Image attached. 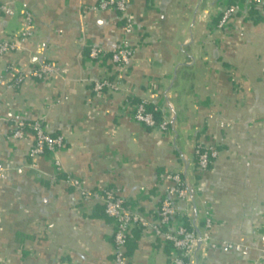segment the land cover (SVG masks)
<instances>
[{
  "label": "crops",
  "instance_id": "obj_1",
  "mask_svg": "<svg viewBox=\"0 0 264 264\" xmlns=\"http://www.w3.org/2000/svg\"><path fill=\"white\" fill-rule=\"evenodd\" d=\"M101 1L0 0L14 10L0 17V42L22 34L25 11L34 19L28 50L0 54V264H117L114 220L95 194L111 189L153 218L175 173L189 186L179 201L186 223L212 220L195 263L264 264V15L246 17L243 0H127L128 30ZM236 3L229 29L217 27ZM123 38L131 65L118 92L97 95L93 80L119 73L90 49L108 55ZM48 62V78L30 75ZM139 101L168 129L137 122ZM17 119L43 120L64 147L29 158L33 133L14 138ZM197 143L220 150L206 171ZM126 255L128 264H169L173 253L134 228Z\"/></svg>",
  "mask_w": 264,
  "mask_h": 264
},
{
  "label": "built area",
  "instance_id": "obj_2",
  "mask_svg": "<svg viewBox=\"0 0 264 264\" xmlns=\"http://www.w3.org/2000/svg\"><path fill=\"white\" fill-rule=\"evenodd\" d=\"M243 2L247 9L246 17L253 18L258 15H264V0H243ZM97 8L116 10L125 20L128 30L133 26V20L127 12V0H102ZM237 11H239L238 3L227 4L222 9L217 27L229 29V26L232 24V18ZM13 14L14 10L9 4L0 3V17L11 16ZM22 21L25 24V30L18 38L12 41H1L0 54L15 49L28 50L27 43L34 33L32 14L25 11L22 14ZM134 52V47L128 38H123L108 55L103 48L93 47L90 49L89 57L92 60L104 61L109 56L110 61L115 65L119 73L114 78L106 74L94 79L92 89L95 94L102 95L107 92L116 93L119 91L121 74L122 72H126L131 65ZM55 70L56 66L52 63H39L30 72V75L37 79H46ZM21 79L22 76L18 77L9 87L18 85ZM132 110V115L137 122L149 127H159L163 130L168 129L169 121L162 119L157 122L152 112L147 110L144 103L133 105ZM29 132H32L34 137L33 144L28 152L29 158L34 159L44 154L55 155L65 145L64 137L50 134L43 120H15L12 130L14 138H23ZM219 154L220 150L216 144L197 143L194 147V156L198 170H208ZM4 176L5 174L2 172L1 177L4 178ZM168 178L173 181V184L169 188L168 193L161 199L153 218L140 210L136 204L127 203L123 197L111 189H104L95 194L101 200L105 214L114 220L113 254L114 261L117 264H128L126 245L132 238L134 228H141L144 231L153 233L155 238H158L171 249L173 256L169 264H196L194 260L197 253L210 240L212 220L207 217L201 225L192 222L186 223L179 207V201L188 196V183L178 173L170 174ZM67 182L71 186L81 188L80 182L74 178H68ZM82 193L86 196L93 195V193L85 190H82ZM229 247L233 248L234 246L230 245Z\"/></svg>",
  "mask_w": 264,
  "mask_h": 264
},
{
  "label": "trees",
  "instance_id": "obj_3",
  "mask_svg": "<svg viewBox=\"0 0 264 264\" xmlns=\"http://www.w3.org/2000/svg\"><path fill=\"white\" fill-rule=\"evenodd\" d=\"M138 103H144V105L146 106L147 110L152 112V114L154 115L155 119L157 120V122H159L161 120L160 116L158 115V113L153 109L152 106H150L149 104H146L145 102L139 101Z\"/></svg>",
  "mask_w": 264,
  "mask_h": 264
}]
</instances>
